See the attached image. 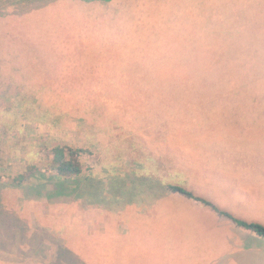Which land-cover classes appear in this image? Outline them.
<instances>
[{
	"label": "rangeland",
	"instance_id": "rangeland-1",
	"mask_svg": "<svg viewBox=\"0 0 264 264\" xmlns=\"http://www.w3.org/2000/svg\"><path fill=\"white\" fill-rule=\"evenodd\" d=\"M75 2L77 8L73 7H84L80 10L86 16L76 20V27H70L67 19L58 28L61 14H57L55 3L48 1L29 9L35 0H0V264H51L60 234L57 221L51 222L47 214L59 206L47 203L42 196L27 197L24 185L45 183L43 176L55 173L48 151L56 145L85 149L84 154L92 157L87 161L82 158L85 170L81 176L86 177L90 174L87 167L100 159L99 146L104 148V140L116 153L103 156L109 172L103 175L102 183L121 179L127 190L123 193L131 194L118 197H130L135 204L127 208L140 215L153 213V219H161L163 224L158 226L160 223L152 220L147 225L140 218L133 219L134 246L138 247L141 234L146 243L142 249L154 245L165 254L177 249L170 246L176 241V245L183 244L192 264H239L237 260L228 263L226 252L220 254L227 247V217L219 216L211 206L169 192L163 185L179 184L228 213H238L237 203L232 207L228 200L245 202L231 194L228 200L217 198L219 193H228L224 177H230L227 169L223 175L214 176V168L237 166L231 161L239 162L232 159L228 148L233 147L227 140L260 133L242 126L240 133L229 132L225 141H219L223 136L217 134V142L207 133L214 126L194 124L214 118L264 119V0H139L117 8L97 1L90 2L92 6ZM95 11L115 14L104 16ZM164 57L167 60L161 61ZM139 72L160 73L177 82L189 78L195 83V93L176 94L172 89L166 94L134 93L141 86L127 75ZM76 83L84 90L75 94L76 103L91 104L95 99L102 104L94 108L102 117L91 121L102 126L103 141L93 129L96 141L83 142L80 125L91 113L79 110V104L74 110L81 112L78 116L67 117L66 110L55 115L57 109L68 105H64L61 93H71ZM198 86L209 90L200 94ZM231 87L243 92L231 93L236 92ZM105 89L107 93L99 92ZM214 91L220 94L214 95ZM147 96L150 101L144 99ZM178 97L183 98L178 101ZM106 99H110V105ZM192 145L196 164L177 166V160L171 159L178 157L181 147L186 151L183 156L189 155L184 148ZM236 145L242 149L241 142ZM116 157L124 159L117 163ZM140 158L153 166L147 165V171L142 172L129 165L138 164ZM18 176L25 178L19 185ZM143 180L150 184H140ZM203 186L206 193L201 192ZM51 187L46 183L42 191ZM219 200H223L222 205ZM86 207V217L96 213L91 206ZM251 215L263 214L253 207ZM12 217L24 227L6 229ZM105 223L95 220L84 224L87 233L96 235L93 248H98L100 241L109 240L107 246L114 242V235L103 234L107 227L118 232L128 229L124 222L114 226ZM11 232L15 233L13 238L23 233L16 246L5 238ZM4 238L5 246L1 242ZM36 239L41 240L39 252H35ZM90 249L86 245V251Z\"/></svg>",
	"mask_w": 264,
	"mask_h": 264
},
{
	"label": "trees",
	"instance_id": "trees-1",
	"mask_svg": "<svg viewBox=\"0 0 264 264\" xmlns=\"http://www.w3.org/2000/svg\"><path fill=\"white\" fill-rule=\"evenodd\" d=\"M36 3L34 4L33 8H37L39 6H42L46 2L55 3L57 7V14H61V18L59 22H56V26L59 28L60 24H66L67 19H69L70 27H76V20H80L81 18L84 19L86 16V13L83 12L84 7L80 9L77 8V3L75 0H35ZM80 3H87L89 6H92L89 4L92 1H97L98 3L103 2V4L110 5L111 0H76ZM73 5L76 7L74 8ZM71 8H73L75 11H73ZM28 9V10H29ZM61 9V10H60ZM87 10V9H86ZM101 15H109V14H115L113 12H104V11H95ZM71 16V17H70ZM60 23V24H59ZM157 59V57H154ZM166 57L161 58V61H166ZM147 73V74H145ZM145 73H134V74H126L127 76L135 79L136 84H138L141 87L135 88L134 93L139 94H154L156 92H160V94H166L169 89H172L176 94H182L185 91H189L190 95L195 93L193 92V89L195 88V84L193 80L189 78H179L177 79L180 82H177L174 77H161L162 74L155 73V72H145ZM191 74V73H190ZM187 75V74H184ZM123 76V75H117ZM165 76H168L166 74ZM115 79L116 77H110ZM74 82V81H73ZM119 83V81L117 82ZM192 85H188V84ZM87 83H85L86 85ZM159 85V86H155ZM176 84V85H174ZM89 85V84H87ZM99 86H103V84H99ZM151 87L158 88V89H152ZM200 87V94L205 92L207 86H198ZM239 88H242L241 86H238ZM106 88V87H105ZM234 88L235 87H231ZM215 89H221V88H215ZM154 90V91H153ZM160 90V91H157ZM82 90L78 83L74 85L73 91L69 94H66V92L61 93L63 96L64 105L67 103L68 105L63 106L62 109L56 111H52V113L58 114L60 112H63L64 110L67 112L68 116H78L81 112L74 111L76 109V105H80L78 109L82 110L85 113H88L91 117L88 116V120L85 124L80 125L81 127V134L83 137V142H95L93 134L95 131L97 132L96 136L101 137L99 139L100 141L104 140L102 138V134L104 133V130H102V126L98 123L94 124L91 120H96L102 117L101 113L94 112V108L98 107L100 108L102 104L97 102L95 99L91 101V104L88 102L86 103H76L74 101L75 94L81 93ZM236 92L231 93H241L243 92L242 89L234 90ZM241 91V92H239ZM99 92L107 93L108 90H99ZM96 93V91H95ZM207 93V92H206ZM229 93V92H228ZM244 93H247L245 91ZM220 94L214 91V95ZM179 98V97H178ZM183 97H180L178 101L182 100ZM188 98V97H187ZM191 99V97H189ZM146 101H150V97L144 98ZM107 104L110 105V99H106ZM162 102V101H161ZM202 104H206V102H202ZM95 114H94V113ZM46 113V112H45ZM97 114V116H95ZM47 115V113H46ZM51 115V114H49ZM50 117V116H48ZM71 117V118H73ZM70 118V119H71ZM73 124L70 128H73ZM95 129V131L93 130ZM95 135V134H94ZM105 145L104 148L99 146V158L96 163L94 164L93 160V167H87L88 170H90V174L86 177H82V173L84 172L82 158L84 160H91L92 157L89 155H85V149L81 147L73 148L69 145H56L51 148L48 153H50L52 157V168L55 170V173L53 175H50L48 177L43 176V178L46 180L45 183L31 186L30 184L24 185V193L25 195L33 196L35 198L37 197H45L47 203H56L59 207L56 206L57 209L51 208L49 213L50 221L55 222L57 221L58 227V233L60 234L59 239L57 240L56 248L53 252L52 262L51 264H99V260L101 257H104V254L107 252V248H110V246H107L108 243L110 244L109 240L100 241L98 242V248H93V243L96 244V235H90L86 232L84 229V224L88 223V221H105V224H108V226L111 225H118L120 222L126 223V226L129 229V234L126 235V237H129V239H126V237H118L114 236L115 240L113 239L111 242V246L114 248L116 245H131L133 244L131 240L134 242L135 236L132 234V227L133 219L140 218V221L146 222V224H152V220H156V222H159L160 224H156L158 226H163L161 223V219H153L150 217L153 213L147 212L145 214H137L132 212L130 209H128V205L132 204V201L130 199V202L127 199L128 197L120 199L118 197L119 194L123 193L125 190V183L121 181V179H114L113 182H108L106 184L102 183L103 175L108 174L109 169L108 165L106 164L103 156L110 155V152L114 155L116 153V150L110 149V145L108 147V140H104ZM120 147L121 144L117 143ZM115 145V144H114ZM116 146V145H115ZM107 147V148H106ZM117 147V146H116ZM85 153V154H84ZM127 157L125 154L124 158ZM117 158V157H116ZM124 158H117V163L122 161ZM126 159L124 160L125 163ZM137 162V161H136ZM129 163V165L137 167L138 169L141 168L142 172L147 171L146 167L147 165H151V162H148L146 160V163H143V160L140 158V161L137 163ZM153 166V163L152 165ZM124 168V167H122ZM130 169L133 170V167H130ZM129 169V170H130ZM83 170V171H82ZM107 173V174H106ZM18 181L17 185L25 179L24 177L18 176L16 178ZM144 182L140 184H150L148 181L143 180ZM51 184L50 189H45V191H42L45 188V184ZM156 185V182H154ZM163 188L169 192H175L180 195H183L187 198L194 199L195 201H199L207 206H211L212 209L219 215H224L230 220H232L237 226L242 227L244 229H247L251 232H253L255 235L260 236L264 238V224L254 221H244L241 219H236L234 216H232L230 213L223 211L221 209H218L215 205H213L210 201L201 198L199 196L194 195L191 191L187 190L186 188L182 187L179 184L169 183L165 186L163 185ZM106 193H105V192ZM129 192V193H128ZM123 193L125 196H129L131 194L130 191ZM25 199V198H24ZM87 205L91 206L90 210L92 208L93 213L92 216L89 218L86 217L87 214H83V211L87 210ZM135 205L134 203L132 204ZM60 207L63 208V211L60 212ZM81 207V208H80ZM124 207V208H123ZM115 209L112 212H104L106 209ZM123 208V209H122ZM96 209V211H94ZM1 213V212H0ZM56 213L58 215H56ZM82 213V215H80ZM91 214V213H90ZM86 217V218H85ZM105 218V219H104ZM17 217H12V222H9L6 225V229L9 231H12V229H17L19 222H17ZM111 224V225H110ZM24 226L19 225L18 228L22 229ZM161 231V230H160ZM114 230H112L110 227H107L103 234H112ZM163 232V231H161ZM14 232H11L8 234L7 237H5L10 245L16 246L18 241H21L23 233H19V237L13 238L12 235H14ZM5 238L2 239V245H6ZM13 238V239H12ZM108 238V237H106ZM35 252H39V245L41 244V240L37 241L35 240ZM138 245L145 246V241H142L141 234L137 238ZM86 245H89L91 249L89 251H86ZM86 252V253H84ZM101 262V261H100ZM101 264V263H100Z\"/></svg>",
	"mask_w": 264,
	"mask_h": 264
},
{
	"label": "crops",
	"instance_id": "crops-1",
	"mask_svg": "<svg viewBox=\"0 0 264 264\" xmlns=\"http://www.w3.org/2000/svg\"><path fill=\"white\" fill-rule=\"evenodd\" d=\"M131 1H135L136 3L139 0H111L109 3L110 7L117 8L129 6L127 3ZM197 122L198 123H195L194 126H214V128L208 129L207 133L209 137L214 138V140L217 142V134H220L224 137H221L222 139H219V141H225L229 132L232 133L233 130H236L240 133L242 126L250 128V132L255 130L256 132L258 131L260 133L258 135L246 133L243 137L238 135L236 136V139L227 140V143L230 145L229 147H233L228 148L233 156L232 159L238 158L239 162L235 163L231 161L237 166L232 165L223 169L215 167L216 169L214 168V176L223 175L222 172L225 169L229 170L230 179H226L224 177L228 184V193H219L217 198L228 200L227 196L228 194H231L232 197L241 198L245 201L230 202L228 200V204L230 206L233 205L232 207H234V203L236 202V211L246 215L247 217H242L235 211L229 212L232 216H234L236 219H241L244 221L264 222V119L214 118L208 121L201 120ZM248 128H246L245 131ZM238 142L242 143V149L237 147L236 143ZM223 145L226 146L225 144ZM188 147L189 149L186 147L184 150H187L190 153L189 155L183 156V153L186 152L183 151V147H181L182 149H180V152L177 154L178 157L174 156L173 152L170 153L172 157L174 156V158L171 160L176 159L177 166L181 168L186 166V164H196V159H194L195 156L192 157L195 150H191L194 149V146L192 145ZM171 155H168V157L170 158ZM207 175L208 173L206 176ZM200 179L202 182H204L202 178ZM206 188L209 190V187ZM201 192L206 193L205 186H203ZM222 202L223 200H219L218 204L222 205ZM253 207H255L257 212L262 213L263 215L260 217L251 215ZM249 208H251V213L249 212ZM150 217L155 218V215L152 214ZM227 219V223L230 224L228 226V229L230 230L227 236V247L220 254L226 252L228 263H230V260H234V263L235 260H237L239 264H264V238L255 235L253 232L247 229L237 226L229 218ZM129 232V229H127L123 232L114 231L112 234L118 237H126ZM102 233L103 232L101 231L100 234ZM88 234L91 235L92 232ZM176 234L177 233L174 235ZM175 242L170 246L177 249H172V251L165 254H163L162 248L156 247L154 245L152 249H142V246L138 245V247H136L133 244L128 246L116 245L114 248L110 246V248H107V252L104 254V257H101L99 260V264H192L185 256L186 253H184L182 249L183 244L178 242V245H176ZM129 249L133 251L129 252Z\"/></svg>",
	"mask_w": 264,
	"mask_h": 264
}]
</instances>
